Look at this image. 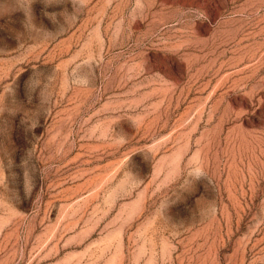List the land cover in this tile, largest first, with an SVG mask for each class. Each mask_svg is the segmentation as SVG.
<instances>
[{
	"label": "rangeland",
	"instance_id": "1",
	"mask_svg": "<svg viewBox=\"0 0 264 264\" xmlns=\"http://www.w3.org/2000/svg\"><path fill=\"white\" fill-rule=\"evenodd\" d=\"M0 264H264V0H0Z\"/></svg>",
	"mask_w": 264,
	"mask_h": 264
}]
</instances>
